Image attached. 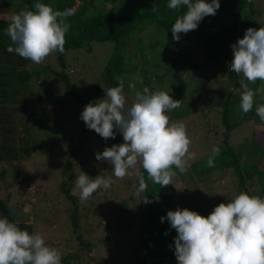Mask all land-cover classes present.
<instances>
[{
	"label": "trees",
	"instance_id": "16d2710c",
	"mask_svg": "<svg viewBox=\"0 0 264 264\" xmlns=\"http://www.w3.org/2000/svg\"><path fill=\"white\" fill-rule=\"evenodd\" d=\"M105 1L106 6L101 8L96 5L99 0H0V14L6 16L17 14L25 9L34 11L33 6L38 2L48 4L54 10L72 9L74 11V15L69 16L66 21L70 24V28L66 33L65 52L62 54L57 52V64L61 71L53 70L49 64L40 68L30 67L29 60H25L15 52H9L8 47H15V45L5 33L8 27L7 20H0V188L1 185L9 189L13 187V191L7 194L6 199L0 197V218L7 217L10 221H15L22 230H27L30 233L39 232L34 229L33 221L39 220L46 225L50 224L51 228L52 224L55 225L59 215L53 213L57 210V205L52 199V194L47 189L41 188L36 191V194L28 192L26 188L32 187L31 175L29 173L20 175L21 162L31 158L35 148L34 142L36 140H38L37 144L44 142L40 141L45 136L42 131L48 132V135L50 132L51 137L62 132L61 128H49L38 118L36 110L39 107L68 106L69 109L74 108V112H77L78 115L82 111L80 106L95 103L97 99L106 95L104 89L118 86L119 82L115 77L124 80V94L128 95L132 90L128 86L130 83H138L139 91L148 87L153 92L157 88L156 81L158 85L160 84L161 91L164 90L165 82L169 87L178 90L179 87L189 85V83L185 85L181 76L194 74L192 78L197 84H194L191 78L190 85L198 86L196 89L199 91L194 103L187 104L185 114L181 116L177 113L171 114L170 118L175 121L186 117L191 118L202 105L209 102V106L207 108L203 106L202 111L208 109V112L218 111L221 114L222 138L216 137L217 130L214 134L217 139L214 146L219 147L220 154L215 158L214 167L207 166L213 146L207 156L191 164L188 173H180L178 169L173 168V171L176 172L173 182L186 184L188 181L198 184L204 183L218 173H232L237 178L239 192L258 196L253 193L252 189L259 186L260 189L263 187L262 194L264 195V142L257 139L260 128L253 132L251 141L245 145L251 146L250 149H244V146L238 149L231 138L237 129H243L249 123L254 126H264V121L260 120L255 111L256 105L264 104V82L257 81L254 84H249V86H253L254 106L250 112L245 114L239 107L240 95H235L236 90H239L240 93L243 91L240 85L242 77L230 71V62L234 58L231 55V46L244 37L248 28H255L254 25L250 26L251 22L248 16L254 13L257 15V0H251V2L249 0H220V8L216 15L205 17L196 30L189 31L187 34L181 33L178 42L173 38L171 27L175 20L186 12V6H181L176 10L169 9L167 7L169 0ZM207 2L210 3L211 0H207ZM153 8L156 11H153ZM246 24L247 28L243 29ZM151 25L160 32H155V35L162 33L165 38L151 35L148 47H141V37L149 35L148 28ZM261 27H264V23ZM108 41L114 44L113 50L110 60L98 76V83L86 91L75 92L68 72L67 52L71 50L92 52L93 43ZM169 41L174 42L172 55L175 54L167 60V72L151 74L148 65L141 66L140 61L147 60L150 53H155L154 57L158 56L161 48L162 50L168 48ZM208 64L213 67L209 71L216 70L220 73H227V80L221 83L231 89L224 86L216 93L207 89V81L202 78L207 72H204V68ZM156 66L158 69L156 72L162 70L160 62H157ZM138 71L141 72L139 75L141 79L135 82L132 77ZM153 71L155 72L154 69ZM13 77H16V80H13ZM13 81H16V86L12 89L9 88V84ZM198 82L202 83L198 84ZM37 83L40 85V89H35L38 86ZM259 83L263 85V89L258 88ZM61 95H67V99ZM169 95L173 99V96H176L174 100H178L179 95L177 96L173 92ZM204 95H207L206 98L209 101H205L206 99L202 97ZM69 96L72 97L71 101H69ZM203 99L205 100L203 101ZM179 101H181L179 108L184 107L185 101ZM209 117H205V120L210 123L213 118L209 119ZM36 129L40 130V137L33 135V131ZM88 130L90 129L85 124L83 130L85 137L78 144L71 137L72 149L61 169L63 179L58 184V189L59 200L64 204L61 212L67 216L68 220L65 225L67 230H64L65 234L69 235L71 240L73 237V242H78L80 247L92 255L98 244L86 237V233L90 231L84 228L86 224L89 225L90 221L94 220L93 218L90 220L88 212L95 209L97 204L90 202L93 196L86 202H81L78 195L73 196L74 186L66 178L69 172L77 164L79 165V162L76 161L77 153L82 152V141L86 139ZM112 139H108L110 143ZM113 140L116 144L124 142L122 134H116ZM140 172L145 176L147 189L142 192L139 198L135 195L130 196L138 203V206L134 211L132 209L127 211V214L130 215L128 218L131 220L138 216L137 239L134 247L135 264H178L175 256L177 232L171 228L167 220L162 222L161 218L166 217L168 211H175L177 208H187L192 211L202 208H197L199 205H197L194 195L188 196L189 207H178L170 195L169 187L171 188L172 185L160 187V185L147 180V173L142 168H140ZM256 180L259 181L258 184H256ZM135 183L138 187V178ZM14 186H21V189L16 188L17 190H15ZM22 191L23 193H19ZM146 197L154 202L143 203L142 200ZM27 206L30 208L25 212ZM201 215L206 216V214ZM99 216L97 224L109 226L111 230H115L114 224L117 225L116 220L119 214L115 213L111 203L104 206V211L99 213ZM102 220L104 224H102ZM123 224L120 226L121 230L130 229L135 232L130 228L132 227L131 223H129L130 227L127 222L126 224L123 222ZM112 235L120 237L114 232ZM44 238L46 244L52 246L46 237ZM61 256V264H72V261L78 258L77 253Z\"/></svg>",
	"mask_w": 264,
	"mask_h": 264
},
{
	"label": "clouds",
	"instance_id": "9594fccd",
	"mask_svg": "<svg viewBox=\"0 0 264 264\" xmlns=\"http://www.w3.org/2000/svg\"><path fill=\"white\" fill-rule=\"evenodd\" d=\"M251 2V0H249ZM186 6V12L171 27L178 42L180 34L196 30L207 16H214L220 8V0H169V9ZM33 10H21L17 14H0L7 20L5 30L15 47V52L25 60L39 65L51 54L65 52L66 33L70 24L67 18L74 15L72 9L54 10L45 3H35ZM156 11L155 8L152 9ZM230 71L241 76L239 107L248 113L254 106V92L249 84L264 82V27L248 28L243 38L233 44ZM118 86L104 89L105 98L89 103L81 113V119L90 130L105 140L115 138L116 131L124 142L97 152L96 159L112 166V175L89 177L81 172L74 181L72 195L81 202L94 193L109 189L114 179H124L136 170L138 187L136 196L147 189L139 165L147 173V180L166 187L174 185L178 169L185 173L189 161L196 158L190 151L192 140L183 122H170L167 113L178 109L181 101L174 100L166 91L152 92L148 87L137 91L134 83L128 86L135 94L130 106L124 94L125 83L120 77ZM256 115L264 121V104L256 105ZM219 147L212 148L207 166L214 167ZM143 203L154 201L144 198ZM175 229V256L178 264H264V198L240 192L227 203H220L208 215L203 216L187 208L168 211L166 217ZM167 234V233H166ZM61 253L46 244L39 232L22 230L18 223L7 217L0 218V264H61Z\"/></svg>",
	"mask_w": 264,
	"mask_h": 264
},
{
	"label": "rangeland",
	"instance_id": "374dc122",
	"mask_svg": "<svg viewBox=\"0 0 264 264\" xmlns=\"http://www.w3.org/2000/svg\"><path fill=\"white\" fill-rule=\"evenodd\" d=\"M257 4V15L256 13H254L253 15H249L250 17L248 16V18L251 22L250 26L254 25L256 29H259L264 23V0H257ZM96 5L103 8L104 6H106V1L99 0V3L96 2ZM246 28L247 24L243 27V29ZM148 31L150 32H148V36L144 35L141 37V47H148L151 35H154V37L157 36L158 38L159 36L165 38L162 33L161 35H155V32H160L156 29V27L152 25L148 28ZM113 45L114 44L110 41L104 43H93L92 52H89L88 50H71L67 52L66 59L68 64V72L70 74L72 84L75 88V92L80 93L81 91H86L90 87L98 83V76L110 60ZM173 46L174 42L169 41L167 49L162 50L161 48V52H159L158 56L156 57H154L155 53H150L149 56H147V60L140 61L141 66L148 65L151 74H161L162 72H167V60L175 54L174 53L172 55L174 48ZM143 49L145 50L146 48ZM231 55L233 56L232 47ZM157 62H160L163 71L159 70V72H156L158 70L156 69ZM47 64L51 65L53 70L61 71V68L57 64V52L51 54L45 59L43 63L39 65L33 64L31 61L29 62L30 67L34 66L36 68L43 67ZM211 67L212 65L208 64L204 68V72H207L204 73L202 78L203 80L207 81V89L209 88L216 93L218 90H220V88L224 86L226 88H229L226 84L221 83L227 80V73H220L216 70L209 71ZM150 68H153L155 72ZM140 74L141 72L138 71V73L133 75L132 78L135 82L136 80L141 79V77H139ZM193 76L194 74H183L181 76V80L185 83V85H187L188 83L189 85L179 87L178 90L166 85L167 82L164 83L163 91L168 92V94L173 92L177 96L179 95V97L177 98L178 100L185 101H183L185 105L184 107H181L182 110L181 108H179V110L175 109L167 113L169 118L171 117V114L177 113L180 116L185 114V108L187 104L192 102L194 103L199 91L198 89H196V87L198 86L193 87L192 85H190L191 78ZM13 80H16V77H13ZM193 83L197 84L194 79ZM201 83L202 82H198V84ZM137 84L138 83H135V88L137 91H139L140 87ZM9 85V88L13 89L16 86V81H13ZM155 86L157 88H155L153 92L158 90L161 91V89L159 88L160 84L158 85L157 81ZM249 87L253 89L252 85ZM258 88L263 89V85L259 83ZM35 89H40V85L38 84ZM213 92H211L212 95ZM240 94V91L236 90L235 95L239 96ZM105 96L106 95L97 99V101L105 98ZM125 96L128 102L127 106H130L135 98V94L131 90L129 94ZM63 97L66 98L67 95H64ZM173 97L174 99L176 98V96ZM202 97L206 99H203V101L208 100L206 98L207 95H204ZM71 100L72 97L69 96V101ZM208 103L209 102L202 105V107H200L191 118L186 117L184 119L181 118L180 120L176 121L170 118V122L179 121L183 122L186 125L187 133L192 140L190 151L196 154V158L189 161L190 166L193 162L200 160L211 152V148L217 143V139L214 136V134H216V130L218 131L216 137L220 139L222 138L220 128L222 125L220 112L213 111V113H211L207 111L208 109L202 111L203 106H206V108L207 106H209ZM80 107L83 111L85 105ZM74 110V108L69 109L68 106L39 107L36 110L38 118L42 122L47 124L49 128H61L62 132H59L57 135L51 137L50 132L48 135V132L42 131V133L44 132L43 135L45 136H43L40 141H44L47 143L43 142V144L39 141L40 143L37 144L38 140H36L33 144L35 148L31 158L28 160H23L21 162L20 175H24L26 173H29L31 175L30 181L32 182V187L26 188V190L32 194H36V191H38L40 188L47 189L49 193L52 194V199L57 205V210L53 211V213H58L59 215L57 217L55 225L52 224V228L50 224L46 225L45 223L37 220L33 221L34 229L43 234L44 237H46L48 243L56 248L61 253V255L66 256L69 254L77 253L78 258L74 259L72 261V264H135L134 247L137 239L136 224L138 216H136L135 219L131 220L128 218V216L130 215L127 214V211L129 209H132V211H134L136 206H138V203L130 198V196L135 195L137 189L135 183L137 179V176L135 175L136 170H130L132 174L126 176L122 180L115 179L113 177L114 183L109 189L101 190L103 194H101L100 191L93 194V198L90 202L97 205L95 206V209H92V211L88 212V215L90 217V220L92 218L94 220L90 221L89 225L86 224V227L84 226L85 228L83 227L87 231H90L89 233H86V237L98 244V247L94 249L92 255H89L83 247H80L78 242H73L72 240H74V238L72 237L71 240L69 235L65 234L64 232V230H66L65 225L67 224L68 220L67 216L63 212H61L64 204H62L59 200L60 194L58 184L63 179L61 169L63 168L64 163H66V160L69 157L72 149L70 143L71 137L74 139V142L76 144L80 143V140L85 137L83 132L85 122L80 118L82 111L79 112L80 115H77V112L75 113ZM205 117H209V119L213 118V121L209 123L205 120ZM194 118L196 119V121ZM259 128L260 131L257 134V139L260 142H264V126H254V124L252 123H249V125H246L243 129H237V131L231 135V138L233 139L232 142L238 146V149L242 148L243 146L244 149H250L251 146L245 145L251 141L250 139L253 135V132ZM115 131L116 134H121L118 129H115ZM40 134L41 132L39 129L33 131V135L36 137H40ZM82 142V152L77 153L76 160L77 162H79V165L77 164L76 167L71 170V172H69V174L66 176V178L73 184V186L74 181L76 180L77 176L81 174V172L86 173L91 178H96L99 175H112V166L107 161L97 160L96 154L97 152L102 153L107 147L116 145L115 141L112 139L110 143L108 139L105 140L94 130H88L86 133V139ZM137 168L140 171L141 167L139 165L137 166ZM189 169L190 167L185 172V174L189 172ZM237 182L238 181L236 176L232 173H218L211 176V179L205 181L204 183L193 184L187 181L186 184H183L179 182H173L174 185H172L171 188L169 187V191L172 200L176 205H178V207H189L190 199L188 200V196H196V202L197 205H199L197 208L202 209H196L195 211L200 214H206L207 216L214 210L215 206L220 203L229 202L232 198L240 193L238 190ZM258 183L259 181L256 180V184ZM14 188L15 190H17L16 188L21 189V186H14ZM262 188L263 187H261L260 189L259 186H255L252 189L253 193L258 194V196H260L261 198H264V195L262 194ZM12 191L13 187L9 189L1 185L0 197L6 199L7 194ZM23 191H25L24 188ZM23 191L19 193H23ZM141 194L137 197H141ZM109 203L113 205L115 213L119 214V217L116 220L117 225L114 224L115 230H111L109 226L97 224L98 219L100 218L99 213L103 212L104 206ZM29 208L30 207L27 206L25 208V212L29 211ZM123 222H125V224L127 222L128 227H130L129 223H131L132 227L130 228L134 229L135 232L131 231L130 229L126 231L121 230L120 226L124 225ZM102 224H104L103 220ZM112 232L120 237H113ZM108 236L109 239H107Z\"/></svg>",
	"mask_w": 264,
	"mask_h": 264
}]
</instances>
